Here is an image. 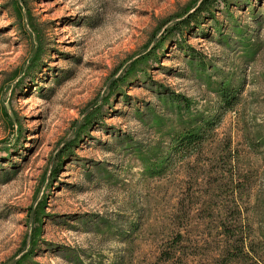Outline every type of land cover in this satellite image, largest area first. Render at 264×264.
I'll return each instance as SVG.
<instances>
[{"label":"rangeland","instance_id":"rangeland-1","mask_svg":"<svg viewBox=\"0 0 264 264\" xmlns=\"http://www.w3.org/2000/svg\"><path fill=\"white\" fill-rule=\"evenodd\" d=\"M0 264H264V0H0Z\"/></svg>","mask_w":264,"mask_h":264},{"label":"trees","instance_id":"trees-1","mask_svg":"<svg viewBox=\"0 0 264 264\" xmlns=\"http://www.w3.org/2000/svg\"><path fill=\"white\" fill-rule=\"evenodd\" d=\"M198 11V13L200 12L199 9L197 8L196 12ZM194 14H190L188 16V18L186 20H184L182 23H184L185 25L188 24L189 20H191L194 16ZM188 26V25H187ZM222 96H224V101L227 102L229 100V96L227 97V93H225L224 91H221ZM199 136L198 133H188V134H183L181 137V143L180 145H190L195 143V139Z\"/></svg>","mask_w":264,"mask_h":264}]
</instances>
